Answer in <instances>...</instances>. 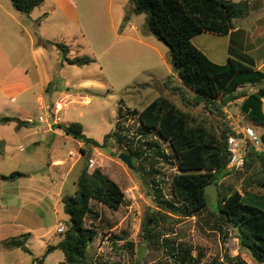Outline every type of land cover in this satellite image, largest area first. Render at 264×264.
Segmentation results:
<instances>
[{
    "label": "rangeland",
    "instance_id": "1",
    "mask_svg": "<svg viewBox=\"0 0 264 264\" xmlns=\"http://www.w3.org/2000/svg\"><path fill=\"white\" fill-rule=\"evenodd\" d=\"M250 4L251 8L264 7V0H250ZM123 13L121 25H124L128 19L138 25H145V14H135L130 0L126 1ZM241 21L246 23L247 20L237 19L234 25L237 27ZM237 36L238 34L233 35V37ZM150 37H153L152 42L160 50L161 57L156 53L141 54L139 49L144 48L133 42L122 45L121 49L118 47L80 49L79 54L93 56L95 62L83 68L67 66L62 76L72 85V89L68 88L69 91H66L60 80L59 88L54 89L46 99L47 104L52 103L47 109L50 110L52 105L66 94H74V97L65 100V108L56 115V119L59 118L60 122L66 123H80L83 133L98 142H102L104 135L114 130L119 118L122 142L111 139L105 148L97 149L94 157L91 156L97 166L95 164L89 166L88 172L100 167L122 189L125 202L118 210H112L95 200L90 202L99 217L96 220L85 219V226L97 232L88 249L86 264H182L174 263L175 257L172 256L179 253L180 246L191 249L192 258L198 259L197 264H229L225 260L226 256L238 257L247 264H264L253 262L248 254L239 248L235 230L221 223L215 212V199L219 192L217 186H215L216 197L209 198L208 206L195 216L173 214L159 208L154 202L151 187L156 186L152 180L161 189L162 199L176 205L177 202L172 194V180L177 173V162L168 143L152 132L143 131L139 125L137 113L152 100L159 96L168 97L180 109L189 112L197 123L216 132L220 131L224 122L235 133H240L248 126L252 127L259 136L264 132V126L252 123L241 112L240 105L243 98L222 107V115L208 106L192 105L195 102L194 95L183 87L177 73L174 72L170 64L168 47L153 35ZM256 37L250 35L246 37L249 45L257 41ZM259 37L262 40L261 35ZM229 41L227 35L205 32L196 36L193 42L195 46L205 51V55L210 60L224 63L226 61L222 58L227 54ZM261 85L264 86V83ZM239 89L241 92L249 93L256 87ZM119 109L121 113L118 116ZM39 112L36 106L26 110L22 118L30 122V125L22 128L20 132L14 130L13 124L7 127L0 125V136H5L9 140L8 155L0 161V175L8 176L13 172L28 174L40 168L42 176L48 175L47 146L41 145L36 149L25 150L47 127L46 123L38 124ZM1 129H5L4 135ZM74 142L65 141L62 144V141H56L55 148L59 147L64 155L72 150L75 161L79 157V151L74 147ZM129 148L140 154L139 159L131 158L134 170L127 168L119 159L120 154L129 155L127 153ZM70 160L72 161L73 158ZM83 163V158L74 167L70 163L69 167L72 168L66 183L67 195L74 193L73 179L80 173ZM240 172L239 175L222 177L218 182L220 187L226 193L245 189L250 194L264 195V190L248 186L246 178L252 177L251 170L245 172L242 169ZM56 174L58 175L56 172L53 173V178L57 177ZM28 181L26 177H22L16 181L0 183V205L4 206L1 214L3 225L0 228V237L10 239L19 236V239H24L25 246L30 251L26 253L16 248L10 251L0 246V264H33V259L40 258L48 245L60 240L61 234L55 232L56 224L58 222L65 224L68 220L61 199L50 198V202H32L27 192L22 189ZM126 191L128 194L125 193ZM147 211L159 213L160 227L155 233V241L152 245L143 242L141 236V224ZM139 247H143L144 252L141 260L138 261ZM61 262H63V253L54 250L45 257L43 264Z\"/></svg>",
    "mask_w": 264,
    "mask_h": 264
},
{
    "label": "trees",
    "instance_id": "2",
    "mask_svg": "<svg viewBox=\"0 0 264 264\" xmlns=\"http://www.w3.org/2000/svg\"><path fill=\"white\" fill-rule=\"evenodd\" d=\"M45 0H9L12 7L25 16L41 6ZM135 14H145V30L169 49L170 64L177 73L184 88L190 90L195 102L192 105H204L222 115V107L227 103L243 98L240 110L254 124L264 126V71L256 69L252 63L228 58L224 64L210 60L192 42L202 33L209 32L227 35L234 29L237 19L245 18L251 11L250 0L233 2L231 0H130ZM45 15L35 20L39 23ZM39 45H52L60 53L61 65L85 67L95 62L89 55L71 56L68 46L37 38ZM256 87L255 91L241 92L242 87ZM184 98V97H182ZM121 109L118 110V116ZM140 127L145 132L156 134L168 143L177 162V173L172 180V194L176 205L162 199L161 189L151 187L154 202L161 209L185 217L195 216L208 206L209 197L205 195V186L218 187L215 199V212L221 223L229 225L236 232L239 248L244 250L255 263H264V195L250 194L245 189L226 193L219 185L225 176L241 174L251 170L247 177L248 186L264 190V133L259 135L261 150L250 144L247 149L245 165L241 169H227L230 154L227 141L236 133L222 123L219 132L196 122L189 113L180 109L168 97L159 96L137 113ZM14 123L16 128L28 127L30 122L16 117H1L0 124ZM56 128L64 134L83 142L88 148H80L83 167L76 177L75 191L62 197L63 211L68 216L65 231L54 245H48L44 254L33 259V264H43L45 257L54 250L63 253L60 264H86V255L96 238L95 229L85 226V219L96 220L97 211L90 205L95 200L112 210H118L125 202V195L119 185L105 174L100 167L88 172L92 148L103 149L109 140L121 143L119 118L115 128L104 135L102 142L87 137L78 122L57 124ZM128 146V145H127ZM4 142L0 140V153ZM127 153L133 159L140 154L131 148ZM24 176L13 172L1 176L3 180H14ZM158 211H147L141 224L143 242L152 245L155 233L160 227ZM7 246L20 248L30 253L24 239H11ZM174 263L197 264L191 249L180 246L179 253L172 255ZM229 264H247L238 257H225Z\"/></svg>",
    "mask_w": 264,
    "mask_h": 264
},
{
    "label": "crops",
    "instance_id": "3",
    "mask_svg": "<svg viewBox=\"0 0 264 264\" xmlns=\"http://www.w3.org/2000/svg\"><path fill=\"white\" fill-rule=\"evenodd\" d=\"M126 1L45 0L41 6L32 11L30 16H25L17 12L9 0H0V118L5 116L16 117L25 121L22 117L31 106H36L40 111L38 116L43 114L52 104H47L46 99L54 89L59 88L60 80L66 91L72 89V85L65 81L62 76V72H65L67 66L70 65H61V56L57 48L52 45H39L37 38L65 44L69 47L71 56L84 55L79 54L80 49H114L115 47L121 49L122 45L133 42L144 48L139 49L141 54L156 53L161 57L160 50L152 42L153 37H150L151 35L144 26L138 25L130 19L121 25L124 15L123 7ZM42 15L45 17L36 24L35 20ZM241 19L247 21L246 23L241 21L237 27L234 25V29L227 34L230 41L226 50L227 54L222 59L226 62L228 58L247 60L256 69L264 71V41H262L264 40V7L255 6L251 8L249 15ZM236 34L238 36L233 37ZM249 35L251 37L257 36V41L254 44L249 45L247 42L246 37ZM259 35H261L262 40ZM196 47L205 54L203 49ZM68 88L70 89L68 90ZM65 97L69 99L74 97V94L69 93ZM262 109H264V99H262ZM10 124L14 125L16 132H20L24 128L17 129L14 123ZM10 124L4 126L7 127ZM38 124L40 123L38 122ZM60 124L67 125L69 123L61 121ZM1 130L4 135L5 129ZM41 132V136L33 139L25 150L36 149L41 145L47 146V160L49 161L47 172L49 173L47 176H42L40 168L28 172V174L23 173L24 176H22L29 180L22 189L35 203L50 202V198H59L60 200L67 195L66 183L71 168L83 158L79 150L80 148H88L83 142L64 134L62 130L56 128V125H47L46 129ZM0 140L4 142V149L0 153V161H3L4 156L8 155L7 144L9 140L5 136H0ZM73 140L77 142L75 143ZM56 141H62V144L65 141L74 142V147L79 151L78 159L74 161L75 154L72 150L64 155L59 147L55 148ZM96 150V148H92V157H94ZM93 160L91 158V167L95 164ZM70 163H72L71 168L69 167ZM95 166L97 165L95 164ZM55 172L58 175L56 174L57 177L53 178ZM1 176L4 175H0V183L9 181L1 179ZM77 176L74 177L72 184H74ZM22 177L10 180V182ZM3 211L4 206L0 205V228L3 225L1 221ZM18 237L7 239L1 236V248L10 251L15 248L20 249L5 245L11 239H19Z\"/></svg>",
    "mask_w": 264,
    "mask_h": 264
},
{
    "label": "built area",
    "instance_id": "4",
    "mask_svg": "<svg viewBox=\"0 0 264 264\" xmlns=\"http://www.w3.org/2000/svg\"><path fill=\"white\" fill-rule=\"evenodd\" d=\"M65 100H67V97L64 96L61 100L55 102L50 110H47L37 117V121L40 124L46 123L49 126L59 124L60 119H56V115L62 112L65 108ZM52 117L53 120H51ZM247 144L252 145L257 150L261 149L259 136L256 135L252 127L247 126L240 133H236L235 136H230L228 138L227 150L230 154V157L227 164V169H241L244 167L247 157ZM125 193L128 194V191H126ZM64 231L65 224L58 223V225L56 226V233L62 234Z\"/></svg>",
    "mask_w": 264,
    "mask_h": 264
},
{
    "label": "water",
    "instance_id": "5",
    "mask_svg": "<svg viewBox=\"0 0 264 264\" xmlns=\"http://www.w3.org/2000/svg\"><path fill=\"white\" fill-rule=\"evenodd\" d=\"M119 159L121 162H123L127 168L134 170V164L132 162V159L129 155L127 154H120L119 155ZM205 195H207L210 199L215 198L217 195V190L215 185L210 184V185H206L205 186ZM143 252H144V248L143 247H139L137 250V260H141L142 256H143ZM220 264V263H219Z\"/></svg>",
    "mask_w": 264,
    "mask_h": 264
}]
</instances>
